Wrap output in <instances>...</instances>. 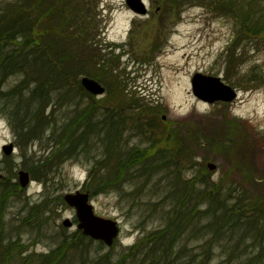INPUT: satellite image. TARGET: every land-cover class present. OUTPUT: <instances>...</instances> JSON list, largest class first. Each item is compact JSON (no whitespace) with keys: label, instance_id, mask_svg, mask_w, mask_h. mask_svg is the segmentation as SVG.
<instances>
[{"label":"rangeland","instance_id":"1","mask_svg":"<svg viewBox=\"0 0 264 264\" xmlns=\"http://www.w3.org/2000/svg\"><path fill=\"white\" fill-rule=\"evenodd\" d=\"M146 1V16L132 15L124 0L98 2L97 38L107 62L100 71L103 95L86 98L75 85L69 94L51 91L44 109L47 118L52 113L50 123L27 140L13 128L10 110L0 108L1 264H40L41 256L55 250L66 259L58 264L118 262L130 245L163 227L170 211L164 183L175 185L176 176L196 189L203 188L200 179L220 189L238 183L235 189L247 197L256 193L250 206L262 208L264 0H220L227 4L222 11L201 0ZM195 73L220 78L236 99L196 100L190 86ZM19 79L7 78L2 89L10 90ZM28 92L21 94L26 98ZM77 114L79 123L102 122L103 130L94 127L97 138L74 139L70 147L60 135L67 122L77 126ZM10 143L14 153L4 156L1 147ZM57 148L62 155L53 157ZM19 172L30 178L23 188ZM105 174L113 183L91 189L88 184L100 186ZM76 191L88 195L96 216L117 222L120 233L112 246L74 236V211L63 197ZM65 221L72 226L62 225ZM203 224L175 243L178 255L184 254L181 248L185 255L198 253L210 240L192 235L207 234ZM218 243H212L206 264H246L251 256L243 245Z\"/></svg>","mask_w":264,"mask_h":264},{"label":"trees","instance_id":"2","mask_svg":"<svg viewBox=\"0 0 264 264\" xmlns=\"http://www.w3.org/2000/svg\"><path fill=\"white\" fill-rule=\"evenodd\" d=\"M170 1L187 3L190 0ZM201 1L209 3L218 11L227 7L220 0ZM98 2L99 0H0V108L10 110L14 118L13 128L16 130L17 126L22 131L20 135L23 139L39 137L43 125L50 123L46 120H49L52 113L47 118L44 109L51 91L69 94L71 87L75 85V92L91 99V95L80 86L79 78L83 76L102 82L100 71L102 68L104 70L107 62L101 55L104 49L97 38L101 32L97 21ZM229 12L230 10L226 13ZM11 76H19L21 79L5 92L2 85ZM28 89V96L25 98L21 93ZM79 118L78 114L75 115L77 126L74 129L73 122H67L62 127L60 136L63 140L66 137L64 141L70 143V147L74 139L97 138L94 127L96 130H103L102 122L87 118V122L79 123ZM79 129H83V133ZM108 131L109 129L105 130V134L109 137L107 139H111ZM59 150L57 148L52 153L53 157L62 155ZM105 177L99 182L100 186L94 182L88 185L93 190L111 185L114 180L107 174ZM176 178L175 185L169 181L164 183L166 194L163 199L169 201L170 211L163 227L149 233L134 246L130 245L120 255L118 262L110 264H206L214 250L212 243L219 241L234 243V249L242 245L243 249H250L251 256L246 257V264L249 261L264 264V199H261L262 208L258 209L255 205L250 206L256 193L247 197L246 192L235 189L238 183L229 182L220 189L200 179L198 182L203 188L196 189L191 187V180ZM260 195L264 197V191ZM201 200L202 211L196 208L200 209ZM199 214L202 216L198 217ZM201 221H204L202 229L208 235H202V231L192 235L203 239L210 235V240L204 241V246L198 253L185 255L186 250L181 248L180 251L184 254L178 255L175 243L187 237L191 233L190 227L193 231ZM74 236L79 241L86 238L78 231ZM232 247L229 251L233 250ZM63 256L65 257L64 253L62 255L60 251H51L41 256L40 264H47V261L52 264L65 263ZM227 257L231 260V256Z\"/></svg>","mask_w":264,"mask_h":264},{"label":"water","instance_id":"3","mask_svg":"<svg viewBox=\"0 0 264 264\" xmlns=\"http://www.w3.org/2000/svg\"><path fill=\"white\" fill-rule=\"evenodd\" d=\"M127 7L137 14L144 15L146 10L140 0H125ZM219 78L203 76L196 74L191 79L192 94L204 102H231L236 96L235 92L228 86L219 81ZM80 84L85 91L94 96L102 95L104 90L100 84L88 79L82 78ZM3 151L6 155L11 154V146L3 147ZM209 170H213V165H207ZM18 182L23 188L28 183V175L25 172H19ZM65 204L73 208L75 218L77 221L76 229L81 234L93 241L101 242L106 247H110L119 234V228L117 223L108 219H103L95 216L92 212V206L88 203L87 194H80L75 192L74 194H66L63 197ZM64 226L68 227L71 223L65 221Z\"/></svg>","mask_w":264,"mask_h":264},{"label":"flooded vegetation","instance_id":"4","mask_svg":"<svg viewBox=\"0 0 264 264\" xmlns=\"http://www.w3.org/2000/svg\"><path fill=\"white\" fill-rule=\"evenodd\" d=\"M146 4V3H145ZM148 4V3H147ZM147 15H148V13H147ZM4 155V154H3ZM3 178L1 177V179H0V181L2 180Z\"/></svg>","mask_w":264,"mask_h":264}]
</instances>
